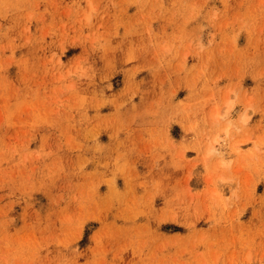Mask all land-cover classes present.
Wrapping results in <instances>:
<instances>
[{
  "label": "rangeland",
  "instance_id": "rangeland-1",
  "mask_svg": "<svg viewBox=\"0 0 264 264\" xmlns=\"http://www.w3.org/2000/svg\"><path fill=\"white\" fill-rule=\"evenodd\" d=\"M0 264H264V0H0Z\"/></svg>",
  "mask_w": 264,
  "mask_h": 264
},
{
  "label": "bare ground",
  "instance_id": "bare-ground-1",
  "mask_svg": "<svg viewBox=\"0 0 264 264\" xmlns=\"http://www.w3.org/2000/svg\"><path fill=\"white\" fill-rule=\"evenodd\" d=\"M233 107V106H232ZM248 120V119H247ZM239 147V146H238Z\"/></svg>",
  "mask_w": 264,
  "mask_h": 264
}]
</instances>
